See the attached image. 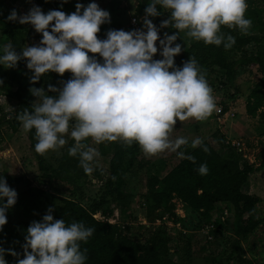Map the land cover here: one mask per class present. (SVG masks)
Segmentation results:
<instances>
[{"label": "clouds", "instance_id": "obj_1", "mask_svg": "<svg viewBox=\"0 0 264 264\" xmlns=\"http://www.w3.org/2000/svg\"><path fill=\"white\" fill-rule=\"evenodd\" d=\"M247 8L246 0H150L142 28L109 29L104 39L98 33L101 25L111 22L110 13L95 2L77 3L70 14L61 10L44 13L36 5L24 14L13 9L8 21L32 25L42 39L20 52L11 43L4 44L0 65L15 68L26 60L32 84L49 72L71 73L70 79L58 82L59 87L49 84L47 91L31 87L36 98L31 110L25 107L17 116L25 132L35 130L36 153L63 148L70 135L74 143L68 155L79 157L86 174L92 173L93 162L100 156L85 142L89 138L95 144L119 140L131 146L136 142L148 157L167 151L196 163L194 156L178 151L189 146L188 138L173 139L171 133L177 121H205L218 109L206 72L196 58L189 57L182 66L175 64L174 58L182 52L176 41L184 32L206 45L231 49L235 37L222 32L221 26L247 34L252 27V20L245 18ZM160 9L169 14L158 28L149 17L161 16ZM169 27L176 31L165 32L161 38L160 29ZM158 51L162 59H154ZM190 146L209 151L199 137ZM208 170L206 163L198 168L201 175ZM16 202L17 192L0 178V230L7 223V210ZM53 211L49 207L41 221L30 223L21 246L23 258L0 247V264H7L6 253L16 257V264H85L88 249L81 250V242L87 243L96 229L83 222L66 224L55 219Z\"/></svg>", "mask_w": 264, "mask_h": 264}, {"label": "trees", "instance_id": "obj_2", "mask_svg": "<svg viewBox=\"0 0 264 264\" xmlns=\"http://www.w3.org/2000/svg\"><path fill=\"white\" fill-rule=\"evenodd\" d=\"M27 1L40 4L50 10L65 11L69 6V0ZM246 2L248 8L245 18L253 22L256 16L264 13V7H257L255 0H246ZM9 11L10 8L1 0L0 30L6 35L8 43L20 52L31 40L35 29L30 24L22 25L8 21ZM161 16L152 17L155 24L156 22L158 24ZM260 24L259 36L243 34L238 29L221 26L222 32L235 37L236 42L231 49L225 50L223 45H206L203 41H194L175 60L177 66H182L183 61H187L189 57H195L202 70L206 72V76L211 73L220 76L219 83L223 88L224 96L221 112H226L227 101L239 94L236 82L238 73L253 72L260 74V77L246 95L244 110L250 117L257 116L264 119V57L256 49V45L264 41L262 19ZM26 64V60H21L15 68H5L0 65V80L3 81L0 84V97L16 103L8 115L3 117L4 121L9 122L13 132L23 130L17 116L25 107L31 110V103L36 99L29 89L44 87L47 91L49 84L58 87V75L52 72L46 73L40 81L32 84L30 82L32 72ZM230 89H233V92H230ZM49 95H55V93H49ZM23 132L29 140L30 149L41 171L35 181L48 183L49 187L44 190L33 185L32 180L24 175L15 176L0 172V178H4L8 186L22 183L25 185V188L17 193L15 205L6 212L7 223L0 230V247L20 253L22 259L21 246L25 243L27 228L32 221H41L47 209L52 207L55 219H63L66 224L74 221L83 222L86 227L96 229L87 243L81 242V250L88 249V259L85 264H185L169 256L167 241L162 237L160 229L153 231L145 242H140L125 233L126 226L106 220L112 213L109 209L110 205H115L121 216H125L127 212L126 208L131 200V193L127 187L129 182L127 174L133 171L135 164L137 168L144 165V162L137 159L140 147L138 143L133 142L131 146L125 145L123 141L110 143L111 155L106 175L102 180L101 192L97 199H92L83 205L82 198L74 197L70 189L60 188L56 183L60 176L67 178L68 173L62 165L54 167L44 155L36 153L35 130L29 132L23 130ZM202 141L209 149L207 153L201 147L183 150L186 155L194 156L196 163L180 158L163 177L149 175L142 204L147 205V216H152L155 211H159V215H155L150 220L152 222L162 218L167 212L175 216L172 200L174 198L180 200L190 214L195 215L197 220L192 228L201 233L205 242L217 243V240H224L227 247V260L237 256L236 258L243 264H251L248 259L241 258L238 253L241 243L264 222V217L258 214L259 198L244 188L247 186L250 175L261 170L264 162L255 165L246 160L236 149L225 144V137L218 131L205 136ZM64 161H67V158L63 155L61 162ZM204 163L209 170L206 175H201L198 168ZM4 202L6 203V198ZM225 208L233 215V220L230 222L228 219L225 222L219 220V212ZM15 210H19L21 216L14 224L11 220ZM97 212L105 219L94 217ZM175 220L179 218L175 216ZM189 222L192 224V221ZM19 224L22 225L21 229H17ZM205 224H212L214 227L209 230L211 239H208L207 235L201 231ZM226 224L229 234L224 235ZM183 226L185 229L189 227L184 222ZM4 258L7 264H16V257L6 253ZM215 261L217 259L213 257L210 264H214Z\"/></svg>", "mask_w": 264, "mask_h": 264}, {"label": "rangeland", "instance_id": "obj_3", "mask_svg": "<svg viewBox=\"0 0 264 264\" xmlns=\"http://www.w3.org/2000/svg\"><path fill=\"white\" fill-rule=\"evenodd\" d=\"M2 1L10 8L9 12L15 9L18 14L27 13L33 5L39 6L44 13L50 10L49 8L42 7L40 4L31 3L27 0ZM143 1L146 3L150 2V0ZM92 2L97 3L101 9L110 13L111 22L101 25V30L98 33L100 39L106 38V32L109 29L130 31L126 25V13L117 2L109 5L106 0H69V6L64 12L66 14L74 12L77 3L87 6ZM254 3L257 7H264V0H255ZM160 10L163 14L158 24L157 22L155 24L158 28L161 21L167 19L169 14L168 10ZM261 19L264 21V13L261 16L258 15L255 17L248 33L256 36L261 34ZM175 31L176 30L171 27L163 28L160 29L159 35L163 38L165 32L171 35ZM179 36L180 38L177 39L176 43L182 45V52L195 41L188 38L184 32H181ZM41 39L42 35L35 31L31 40L27 42L25 46L38 44ZM7 43L6 35L0 30V55H3L2 46ZM157 47L159 49V41H157ZM256 49H258L264 57V41H260L256 45ZM179 55H177L174 60H176ZM154 59H162L159 55V51L154 56ZM57 75L58 82L71 78V73L68 72L63 76ZM259 77L260 74L258 73L239 72L236 78L239 94H236V96L227 101L226 112H220L219 106L222 107L221 103L224 100L223 88L219 83L220 76L216 73L208 74L206 79L213 89V95L218 110L214 111L205 121H197L193 118L177 121L171 133V137L174 139L183 136L187 137L189 140V146L187 148L182 147V149L178 151L191 148L190 145L193 139L197 137L202 139L210 133L218 131L225 138L240 139L241 142H243V151L239 153H241L242 157L246 160L255 163V165L264 162V119L257 116L250 117L244 110L246 95ZM59 86L58 83V87ZM230 92H233V89H230ZM15 106L16 103L14 101L2 99L0 97V172L15 176L24 175L32 180L33 185L46 190L49 187L48 183L35 181V178L40 175L41 171L38 169L26 134L23 130L13 132L9 126V122L3 120L4 115H8V112ZM65 138L68 140V143L63 148L56 151L50 150L44 157L54 167L62 165L68 173L67 178L64 177L65 180L62 176L58 178L56 182L58 186L60 188L64 187L70 189L74 197L82 198V204L86 205L92 199H97L101 192L102 180L106 175L108 160L111 155V142L106 141L95 144L91 138L85 141L90 146L95 147L100 153V156L93 162L92 173L86 174L79 165V157H71L68 155V148L71 147L74 141L71 139L70 135H67ZM63 155L67 158V161L61 162ZM137 159L144 162V165L141 168H137L135 164L133 171L127 174V179L129 181L127 187L131 193V200L126 208L127 212L125 216H121L115 205H110L109 209L112 210V213L108 216L109 220L126 226V228H124L125 233L140 242H145L153 231L160 229L162 237L167 241L169 256L180 263L210 264L211 259L216 257L217 261H215L214 264H243L236 258L237 256L230 260L226 259L227 247L224 240H217V243H215V241H211L210 243L205 242L201 233L197 229L192 228V225L195 224L197 220L195 215L190 214L183 206V203L176 198L172 200L174 203L173 212L179 220H175V216L167 212L164 214V218L151 222L150 220H152L155 215H159V211H155L152 216H147V205L142 204L147 190V178L149 175H155L159 178L163 177L180 158H178L176 153L167 151L148 157L139 147ZM9 187L14 189L17 193H20L25 188V185L22 183ZM159 187L160 186H158V188ZM244 190L255 194L259 198V202L257 203L258 214L264 217V166H262L261 170L250 175ZM20 216V211L15 210V215L11 221L15 224ZM94 216L103 219V215L101 216L99 212L95 213ZM227 219L229 220L228 222L233 220V215L230 214V212ZM189 221H192V224H190ZM183 222L188 224V229L184 228ZM21 227V224L17 225V229H21ZM224 229V235H226L229 232L227 224ZM224 251L226 252L224 253ZM238 255L243 259H248L251 264H264V222L241 243V249Z\"/></svg>", "mask_w": 264, "mask_h": 264}, {"label": "built area", "instance_id": "obj_4", "mask_svg": "<svg viewBox=\"0 0 264 264\" xmlns=\"http://www.w3.org/2000/svg\"><path fill=\"white\" fill-rule=\"evenodd\" d=\"M109 5H112L115 2H120L119 5L122 6V9L126 13L127 17V22L126 25L128 29L134 30V29H140L142 28V22H143V17L145 15V8L148 3L144 2L143 0H106ZM149 19L152 20V22L155 24V21L153 20L152 17H149ZM135 21V23H134ZM91 54V53H89ZM222 107L219 106V111L221 112ZM225 144L228 146L233 147L234 149L237 150V152H242L243 151V142H241L240 139H230V138H225ZM95 217V216H94ZM229 217V211L225 208L221 212H219V220L220 222H225L227 218ZM97 218V217H96ZM164 218V217H162ZM103 219H105L103 217ZM107 221L112 222L108 218L106 219ZM159 220V219H156ZM223 225V224H222ZM213 225L212 224H205L201 231L207 235L208 239L212 238V235L209 233V230L212 229ZM214 228V227H213Z\"/></svg>", "mask_w": 264, "mask_h": 264}]
</instances>
